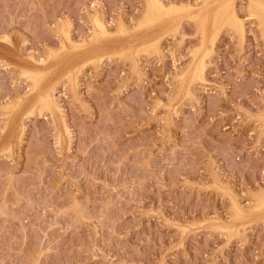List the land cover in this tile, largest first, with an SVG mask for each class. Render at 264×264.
Here are the masks:
<instances>
[{
    "label": "rangeland",
    "instance_id": "374dc122",
    "mask_svg": "<svg viewBox=\"0 0 264 264\" xmlns=\"http://www.w3.org/2000/svg\"><path fill=\"white\" fill-rule=\"evenodd\" d=\"M157 1L0 0V264H264V0Z\"/></svg>",
    "mask_w": 264,
    "mask_h": 264
},
{
    "label": "bare ground",
    "instance_id": "6f19581e",
    "mask_svg": "<svg viewBox=\"0 0 264 264\" xmlns=\"http://www.w3.org/2000/svg\"><path fill=\"white\" fill-rule=\"evenodd\" d=\"M156 1H157V0H156ZM214 1H215V0H214ZM157 2H158V1H157ZM157 2H156V3H157ZM159 4H160V3H159ZM156 5H157V4H156ZM160 6H162V5L160 4ZM159 8H160V7H159ZM231 17H232V16H231ZM225 19H226V18H225ZM229 19H230V17H229ZM231 19H232V18H231ZM226 20H227V19H226ZM95 21H96V20H95ZM97 21H98V20H97ZM97 21H96V22H97ZM223 21H224V20H223ZM232 21H233V20H232ZM234 22H235V21H234ZM237 22H238V21H237ZM96 24H97V23H96ZM97 25H98V24H97Z\"/></svg>",
    "mask_w": 264,
    "mask_h": 264
}]
</instances>
